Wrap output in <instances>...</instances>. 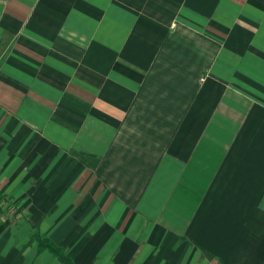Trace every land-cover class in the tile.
Returning <instances> with one entry per match:
<instances>
[{
    "label": "crops",
    "instance_id": "0c3cea01",
    "mask_svg": "<svg viewBox=\"0 0 264 264\" xmlns=\"http://www.w3.org/2000/svg\"><path fill=\"white\" fill-rule=\"evenodd\" d=\"M0 193V264H264V0H0Z\"/></svg>",
    "mask_w": 264,
    "mask_h": 264
},
{
    "label": "rangeland",
    "instance_id": "374dc122",
    "mask_svg": "<svg viewBox=\"0 0 264 264\" xmlns=\"http://www.w3.org/2000/svg\"><path fill=\"white\" fill-rule=\"evenodd\" d=\"M181 70H182V68H181ZM171 73L174 71V70H169ZM189 72V71H188ZM132 75H135V72L132 74ZM206 76H207V73H206ZM217 78L219 79L220 77H219V75H217ZM181 85H183V84H181ZM185 85V84H184ZM215 85L216 86H218V88L220 87V84H218V83H215ZM215 85H213V88H212V90H213V94L215 93V91H216V87H215ZM224 85H226V84H224ZM241 85V84H240ZM189 98H187V99H183V100H181V102L182 103H184V105L186 106L187 105V100H188ZM202 100V99H201ZM171 103H174V102H171ZM121 104V103H120ZM88 106V105H87ZM120 106H122V104L120 105ZM63 107H64V105H63ZM62 107V108H63ZM147 116H149L148 118H146V120H145V124H146V126H148V130L147 131H144V132H136L135 133V136L136 137H138L139 136V134H142V135H144L146 138H148V141H149V143L151 144V146L152 147H154V148H152L151 150H153V151H155L156 152V154H160L161 155V153H163V151L165 152V153H169V154H172L171 156H173V157H175L176 159H179L180 157H181V155H186L187 154V151L185 150V149H187V142H188V134H189V136L191 137V135H193L195 138H197V136L199 135V133H200V131H193V132H178V131H174V130H168V129H165V130H162V131H160V130H158V131H155V134L153 133V130H152V128H153V126H155V127H157V128H161V123L160 122H162V120L160 119V122L158 121V119H157V121L156 122H151V117H153L154 115H147ZM183 117H186V116H183ZM182 118V117H181ZM191 119L193 120L194 119V117L193 116H191ZM204 122V123H203ZM207 123V122H206ZM206 123H205V121H202L201 122V124L200 125H198V124H195L194 126H196V127H204L205 125H206ZM204 124V125H203ZM166 127H170V126H166ZM165 127V128H166ZM203 127H202V129H203ZM167 130V131H166ZM38 133H41V132H37L36 134H35V138H36V140L39 138V136H41V135H39ZM133 133H134V131H133ZM179 133L181 134V135H184V137H186L185 139H180L179 137H178V135H179ZM163 134V136H162V139H161V135ZM178 134V135H177ZM153 136H155L156 137V141H151V140H155V139H153L152 137ZM173 136H176V137H174V138H172ZM29 137V136H28ZM28 137H26V138H24V140L23 141H21V143H20V145H19V151L21 150V152H24V150H25V148L27 147H23L24 146V141H26L27 139H28ZM193 137V139H195ZM31 140H33L34 141V137H29ZM159 139H161V141L162 142H160L159 141ZM36 142V141H35ZM157 143H161L162 145L159 147V149L158 150H155V145L157 144ZM167 146V147H166ZM36 149L38 150V152H37V154L38 155H41V156H45L46 158H55V157H57L58 155H60L61 153H57L56 151H54L53 149L50 151V152H48L47 151V149L45 150V147H43L42 145H38L37 146V148L35 147V153H36ZM45 150V151H44ZM30 152H31V150H30ZM70 152V151H69ZM36 154V155H37ZM47 160V159H46ZM48 160H50V159H48ZM54 163H52V165H53ZM215 176H217V175H215ZM184 176H182L181 177V179L183 178ZM183 179H185V178H183ZM164 181H166V182H170L171 183V185H170V187L172 186V180H171V178H167V179H165ZM176 183V181L174 180V184ZM168 186V184L166 185V187ZM169 187V188H170ZM198 188H200V189H202L203 190V187H200V186H197ZM168 188V189H169ZM181 188V190H183L184 191V193H181V196H180V204L178 205L179 206V210L178 209H174L173 211H174V214H176L177 216L176 217H174V218H171L170 217V220H172V221H174L173 222V224H179L180 226L181 225H183V224H185L184 222H186L187 221V217H186V215H188V213H187V203H188V190H187V188H188V186H187V182H185L184 184H183V186H181L180 187ZM179 188V189H180ZM8 200V197H7V195L6 196H3V198H0V208L1 209H4V213H3V215L5 216V218H4V220H7V214L8 215H12L13 216V218H12V221H14V223H16L15 224V226H17V227H19V226H21L22 224V222L24 221V220H26L30 215L28 214V212H25L21 207H19V205H16L15 203V206L14 205H12V204H10L9 205V201H7ZM5 209H7L6 210V212H5ZM25 213V214H24ZM25 217V218H24ZM179 220V223L177 222ZM176 221V222H175ZM245 226V225H244ZM248 226L249 227H247V229L249 230V232H250V235H251V232H252V226H251V224H248ZM36 235H39L41 238H42V247L43 246H48V244H49V242H51V243H53L52 241H51V239L48 237V235L46 236L45 234H42L41 235V233H40V230H39V226L37 227V226H32L31 225V228H30V230H29V239L30 240H32L33 241V243H34V245L36 246V249H37V254L38 255H40V254H43V252H44V250H46V251H48L50 254H52L53 256H55L48 248H45V249H43V250H39L40 248H39V244L41 243V242H39V240L37 239V236ZM40 238V239H41ZM186 238H187V236L186 235H182L181 237H180V239H183V240H186ZM49 241V242H48ZM39 243V244H38ZM56 246V245H55ZM57 247H59V246H57ZM63 249V248H62ZM64 251H65V254H66V256H67V253H66V250L65 249H63ZM56 257V256H55ZM57 258V257H56ZM57 260L59 261V259L57 258ZM72 260V259H71ZM60 262V261H59ZM60 264H61V262H60ZM212 264H220L219 263V260L218 259H215V260H213L212 261Z\"/></svg>",
    "mask_w": 264,
    "mask_h": 264
},
{
    "label": "trees",
    "instance_id": "16d2710c",
    "mask_svg": "<svg viewBox=\"0 0 264 264\" xmlns=\"http://www.w3.org/2000/svg\"><path fill=\"white\" fill-rule=\"evenodd\" d=\"M3 196L4 195H2L0 193V198H3ZM36 236H37V239L39 240V242H41L40 244L38 243L40 251L45 249V248H48L59 259L61 264H75L73 260H71L69 257L66 256L65 251L62 248L55 246L54 243H51V242L48 241L49 242L48 246L47 247L46 246L42 247V245H43L42 244V238L39 235H36Z\"/></svg>",
    "mask_w": 264,
    "mask_h": 264
}]
</instances>
